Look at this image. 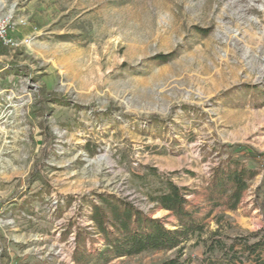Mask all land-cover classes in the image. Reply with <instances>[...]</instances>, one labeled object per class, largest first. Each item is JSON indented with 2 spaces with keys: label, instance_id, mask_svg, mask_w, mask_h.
I'll list each match as a JSON object with an SVG mask.
<instances>
[{
  "label": "rangeland",
  "instance_id": "rangeland-1",
  "mask_svg": "<svg viewBox=\"0 0 264 264\" xmlns=\"http://www.w3.org/2000/svg\"><path fill=\"white\" fill-rule=\"evenodd\" d=\"M0 13L29 39L0 43V264H79L83 230L104 251L102 195L176 230L150 200L167 180L196 220L181 248L85 264L264 260V172L234 211L207 196L228 148L264 153V99L244 92H264V0H0ZM220 237L228 247L206 252Z\"/></svg>",
  "mask_w": 264,
  "mask_h": 264
},
{
  "label": "trees",
  "instance_id": "trees-1",
  "mask_svg": "<svg viewBox=\"0 0 264 264\" xmlns=\"http://www.w3.org/2000/svg\"><path fill=\"white\" fill-rule=\"evenodd\" d=\"M1 43V42H0ZM172 58L170 56H158L155 61L159 64L168 63ZM245 94L249 93L255 99H264V92L258 88L246 87ZM156 120V118H153ZM243 146H233L228 148L232 152L228 154V159L223 161L214 169L211 184L208 187V197L217 204L225 201L227 209L236 210L242 203L243 195L250 188V183L264 172V153H259L252 147H246L241 151L237 148ZM235 152V153H234ZM248 159L255 162L257 167L248 166ZM166 190L159 195L151 197L158 207L171 212L179 219L178 228L170 230L159 219H154L145 214L139 207L127 199H116L114 196H99L100 205H94L91 214L92 221L95 224V230L104 241V251H87L86 236L90 234L87 231L78 232L76 237V252L74 262L85 264L92 258H104L103 262L108 263L107 254L112 253L115 257H126L139 255L147 252L174 251L181 248L186 235L197 229L196 220L191 211L188 210L186 189L178 187L172 181L165 182ZM264 196V178L255 193V199L259 203ZM264 209V203L260 204ZM218 206V205H217ZM197 231V230H196ZM224 237V236H223ZM250 237H253L251 235ZM245 238V242H248ZM249 244V243H247ZM228 247L225 240H212L206 247V252L213 253L224 250ZM181 251V250H180ZM180 256L166 262L165 264H186L180 260ZM232 259L229 264H241ZM256 264H264V260L258 258Z\"/></svg>",
  "mask_w": 264,
  "mask_h": 264
},
{
  "label": "built area",
  "instance_id": "built-area-1",
  "mask_svg": "<svg viewBox=\"0 0 264 264\" xmlns=\"http://www.w3.org/2000/svg\"><path fill=\"white\" fill-rule=\"evenodd\" d=\"M26 25L25 20L18 21L12 15L6 16L0 13V42L9 48H18L23 43L28 42V38L20 42L13 36V32L17 28H24Z\"/></svg>",
  "mask_w": 264,
  "mask_h": 264
}]
</instances>
